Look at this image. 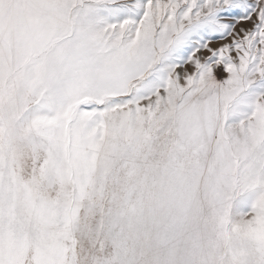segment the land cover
<instances>
[{
	"label": "snow or ice",
	"instance_id": "obj_1",
	"mask_svg": "<svg viewBox=\"0 0 264 264\" xmlns=\"http://www.w3.org/2000/svg\"><path fill=\"white\" fill-rule=\"evenodd\" d=\"M0 264H264V0H0Z\"/></svg>",
	"mask_w": 264,
	"mask_h": 264
}]
</instances>
